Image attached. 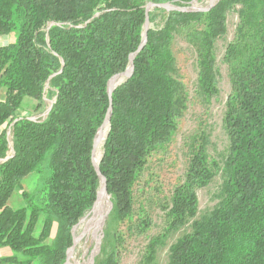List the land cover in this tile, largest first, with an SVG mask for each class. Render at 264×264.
<instances>
[{
    "label": "trees",
    "instance_id": "16d2710c",
    "mask_svg": "<svg viewBox=\"0 0 264 264\" xmlns=\"http://www.w3.org/2000/svg\"><path fill=\"white\" fill-rule=\"evenodd\" d=\"M191 1L0 0V36H13L0 46V160L13 150L0 162V247L11 250L0 264L65 262L72 228L100 186L91 157L109 107L98 167L112 209L93 264H117L116 231L131 217L134 185L148 158L171 141L185 109L174 40L193 47L196 96L209 104L218 93L215 43L226 34L229 9L238 22L223 56L231 83L223 115L228 147L218 162L207 152L209 136L192 144L165 207L164 232L149 243L144 264L187 224L165 264H264V0H218L206 11L145 10L149 2L188 7ZM158 16L162 24L148 28L131 76L109 97L107 83L129 66L146 17L152 23ZM26 98L36 111L45 99L53 104L44 119L30 120L18 114ZM219 171L218 203L198 215L197 190ZM32 175L24 189L22 181ZM18 190L23 204L13 207L8 202ZM148 224L142 220L143 229Z\"/></svg>",
    "mask_w": 264,
    "mask_h": 264
},
{
    "label": "rangeland",
    "instance_id": "374dc122",
    "mask_svg": "<svg viewBox=\"0 0 264 264\" xmlns=\"http://www.w3.org/2000/svg\"><path fill=\"white\" fill-rule=\"evenodd\" d=\"M217 1L218 0H213L212 4H215ZM210 3L211 0H193L188 7L193 9V11H198L208 9ZM237 22L238 15L236 10L229 9L226 14V34L217 39L215 43L218 93L216 97H213L209 104L206 105L196 96V79L198 72L196 53L193 47L181 37H176L174 40L173 52L177 64V76L179 80L183 82L186 90L185 109L182 116L178 119L177 129L171 141L148 158L145 170L134 185V202L131 217L122 222L116 231V235H119V237L117 236L116 245V250L118 252L117 264H144L149 243L154 237L163 234L165 226V207L174 186L183 179L190 157L189 150L192 144L197 140H201L203 134L209 136L210 142L206 145L207 152L211 158H214L218 162H221L222 156L227 150L228 138L223 128V115L225 112V103L231 91V83L228 65L223 61V56L227 44L234 39ZM161 24L162 17L158 16L154 22H148V28H159ZM124 80L125 78H120V82L117 85ZM45 102L46 105L44 108L36 111L32 108L34 100L26 98L25 106L18 111V114L19 116H26L34 120H42L51 109L53 100L52 104L50 100L47 99H45ZM101 147L99 161L103 154V145ZM10 150L11 153L8 154L7 158L13 154V150ZM33 176L35 177V175H32L24 178L22 181L24 189L31 187L34 180ZM221 183L222 177L219 171L209 185L197 190L198 215L211 210L218 203V193ZM8 204L13 207H19L23 204L19 190L9 199ZM89 214L88 211L75 224L79 227L76 226L74 236L80 235L81 239L74 249V256L71 260L73 264L76 262L78 264H88L91 251L95 253L94 260L99 259L102 255L101 248L105 240L104 231L110 211L104 218L102 226L103 233L98 250H95V239L91 237L92 235L85 234L82 230L81 223L84 219L89 217ZM145 219H148L150 224H148V227L144 226L146 229H143L142 220ZM185 231H189L188 224L173 233H169L163 243L155 247V255L151 264H165L168 260L170 245ZM53 234L54 232L52 235ZM99 235H101L100 230L97 231V237ZM0 253L2 256H5L10 254L11 250L7 246L0 247Z\"/></svg>",
    "mask_w": 264,
    "mask_h": 264
},
{
    "label": "water",
    "instance_id": "95a60500",
    "mask_svg": "<svg viewBox=\"0 0 264 264\" xmlns=\"http://www.w3.org/2000/svg\"><path fill=\"white\" fill-rule=\"evenodd\" d=\"M212 2H213V0H211L210 6L208 7V9L214 5V4H212ZM154 7L163 8V9H165V10H167V11H171V10H178V11H193V9H191V8H189V7H180V6H175V5H173V4H169V3L155 4V3H151V2H149V3H147V4L145 5L146 14L148 13V11H149L151 8H154ZM208 9H203V10H201V11H206V10H208ZM97 15H98V13L95 14L93 17H95V16H97ZM89 21H90V20L86 21L85 24H87ZM148 22H149L148 17H146V19H145V23H144V30H145V32H144V35H143V39H142L140 45L138 46V49H137V50H136V51L130 56V64H129V67L126 68L124 71H122V72H120V73H118V74L113 75V76L109 79V81H110V80H113V79H117V78H125V79H127V78H129V77L131 76V74H132V72H133V63H132V60H133L134 56L136 55V53H137V52L143 47V45H144L145 42H146V31L148 30ZM51 24H52V23H51ZM51 24H50V25H51ZM85 24H84V25H85ZM60 71H61V70H59L57 73H59ZM54 75H56V73L52 74V75L50 76V78H51L52 76H54ZM109 81H108V83H107V92H108L109 97H111V94H112V92H113V90H114L115 87L112 88V89H109V87H108V85H109ZM50 103L52 104V100H50ZM51 104H50V106H51ZM49 109H50V107H49ZM110 115H111V108L109 107L108 110H107V114H106V118H105L104 122H105L106 120L109 122ZM29 119H30V120H34L33 118H29ZM104 122H103V124H104ZM103 124L99 127L98 131L101 129V127L103 126ZM97 133H98V132H97ZM96 135H97V134H96ZM96 135H95V137H96ZM95 137H94V141H93V150H92V157H91V159H92V164H93V166H94V169H95V171H96V173H97V175H98V177H99V179H100V186H99V189H98V191H97L96 200H95V202H94V204H93L91 210L89 211V213L91 214V213L95 210V207L97 206V203H98V201H99V195H100V194H104V196H107V205H108V208H107L105 214L100 218V221H99L100 223H99V225H98V230L101 231V235H99L98 238H97V240H95V250H98V249H99V246H100V241H101V238H102V233H103L102 226H103L104 218H105L106 215L109 213V211H110V209H111V207H112V203H111V201H110V199H109L110 196H109L108 193H107V189H106V179L104 178V176L101 175V173H100V171H99V168H98V165L95 164V163H94V160H93V153H94V149H95ZM12 152H13V151H12ZM6 159H8V158L6 157V158H4L3 160H0V162L4 161V160H6ZM90 214H89V215H90ZM76 226H77V225H75V226L72 228V233H73V245H72V246L68 249V251H67L66 262H65L64 264H67V263H68V259H69V256H70V252H71V250L73 249L74 244H75L74 231H75V229H76ZM94 256H95L94 251H91L90 258H89V260H88V264H93Z\"/></svg>",
    "mask_w": 264,
    "mask_h": 264
},
{
    "label": "bare ground",
    "instance_id": "6f19581e",
    "mask_svg": "<svg viewBox=\"0 0 264 264\" xmlns=\"http://www.w3.org/2000/svg\"><path fill=\"white\" fill-rule=\"evenodd\" d=\"M120 82V78L113 79L109 81V89L114 88L118 83ZM108 130V121L106 120L101 127V129L98 131L96 137H95V149L93 153V160L95 164H98L99 158H100V151H101V146L103 145L106 133ZM107 210V196H104V194L99 195V201L97 203V206L95 207V210L87 217L86 219L83 220L82 224V230L85 232V234H90L92 235L93 239L97 240V231H98V225L100 218L102 215L106 212ZM79 227V226H77ZM80 231V230H79ZM88 237V236H87ZM90 237V236H89ZM81 239V236L75 235V244L73 249L70 252V256L68 259L67 264H73L71 263V260L73 259L74 256V249L79 240ZM90 241V240H88ZM82 243V241H81ZM91 243V242H90ZM74 264H78L77 262Z\"/></svg>",
    "mask_w": 264,
    "mask_h": 264
},
{
    "label": "crops",
    "instance_id": "0c3cea01",
    "mask_svg": "<svg viewBox=\"0 0 264 264\" xmlns=\"http://www.w3.org/2000/svg\"><path fill=\"white\" fill-rule=\"evenodd\" d=\"M12 39H13V36L1 35L0 36V46L7 45L10 41H12ZM0 256H2L1 253H0Z\"/></svg>",
    "mask_w": 264,
    "mask_h": 264
}]
</instances>
